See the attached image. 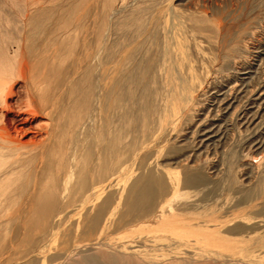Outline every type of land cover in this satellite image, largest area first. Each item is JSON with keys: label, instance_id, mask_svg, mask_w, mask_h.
<instances>
[{"label": "bare ground", "instance_id": "bare-ground-1", "mask_svg": "<svg viewBox=\"0 0 264 264\" xmlns=\"http://www.w3.org/2000/svg\"><path fill=\"white\" fill-rule=\"evenodd\" d=\"M180 2L0 0V264H27L23 239L13 242L7 226L18 237L78 219L86 238L56 251L53 234L34 253L56 256L31 264H264L260 240L247 239L253 217L235 201L238 189L221 222L188 198L211 185L194 160L223 126L202 117L206 99L213 91L218 112L235 106L238 84L218 80L245 70V39L255 33L232 34ZM185 25L198 39L191 45ZM206 25L223 32L213 55L199 40L212 41ZM257 91L242 118L256 102L259 113L263 86ZM171 140L189 151L160 162ZM263 146L255 139V150Z\"/></svg>", "mask_w": 264, "mask_h": 264}, {"label": "rangeland", "instance_id": "rangeland-1", "mask_svg": "<svg viewBox=\"0 0 264 264\" xmlns=\"http://www.w3.org/2000/svg\"><path fill=\"white\" fill-rule=\"evenodd\" d=\"M191 1L192 0H185V2H180L181 4L179 3L178 8H183L185 13L192 14V16L195 18L215 21L216 23L220 22V24H222L225 29H231L232 27L230 30L231 32L233 31L232 34H237L239 32L238 29L243 28L251 29L254 31L255 35L250 40L245 39V43L247 45V53L244 55V59H246L245 61L243 60L245 62V65H243L245 70L240 69V71H224L222 74L223 78L221 77V79L218 80L221 82L218 84L219 87L224 86L225 83H228L227 86L238 84L237 97L233 103L235 106H232V108H230L228 111L223 110L225 113L223 111L218 112L215 108V104H213V102L218 100L217 96L213 94V91L209 93L208 99H206V102L210 104H205L207 107L205 112L206 115L203 114L202 117L205 118V116H209L211 114V116L217 119L215 121L216 124L220 126L222 124L223 126H221L218 136L219 138L216 137L213 142H211L213 145L209 143L208 146H206V149L203 148L201 152H197L200 154L196 156L194 161L197 162V170L200 172L201 176L203 175V182L208 181L211 185L209 188L205 189L206 191L204 190L195 194L189 190L190 194H188L189 192L185 190L184 194H188L191 197L190 198L187 195L190 202L197 203L202 200L203 203L212 206L213 208L211 207V210H209L210 212H213V210L216 209L213 215H215V218L218 217L217 220L221 222L222 218L226 215L225 212L229 211L228 206H230L231 200L229 190L232 192L231 187L238 189L239 193L238 196L234 198L235 201L238 202L241 207H248L246 210L247 215L253 217L251 223H246V227H249L250 229V238L247 239L252 241V243H255L256 240H260L261 243L258 242L256 245H263L264 247V146L258 151L255 150L256 148L254 147L255 139L259 140L260 138H264V104H261L259 113L256 114L257 116L254 115V113L256 111V104H259L258 102L247 107V109L250 111L248 110V113L246 111L243 118L241 117L242 114H240V112L245 111L246 109L247 101L249 100L247 98L255 92L258 94L257 88L260 86H263L264 88V0ZM230 23L233 24V26ZM187 25H185L186 29L184 28V34L185 38L187 37L186 39L191 40V42H186L185 39V46H189V44L191 45L193 38H195V42L198 41L196 33L192 29H189L190 27L187 29ZM205 28V33L210 35L211 38L213 36V38L211 42H207L205 37H200L199 40L201 42V46L205 49V51L207 50L208 54L210 53L209 55L216 54L219 52V41L217 43L214 41L215 39L219 40L222 37L221 35L223 32L217 33L216 29L214 30L210 25H206ZM186 30H190V32H186ZM205 42L206 44H204ZM240 88L241 90L238 91ZM211 94H213V96ZM240 109L242 110L239 111ZM184 146V143H178L177 140H171V143L169 142L168 146L165 147L166 149L164 148L161 152V157L159 158L160 162H173L174 160H180L184 158L189 151V149L187 147L185 148ZM250 160L253 162V164H260L258 167L259 170H256L258 172H254L251 170V167L247 165L248 161L250 162ZM230 179L232 180V185L230 184V186L226 187V189L220 190V188H216V183L219 184L221 180L222 182H231ZM217 196L221 197L219 200L214 202ZM256 199L258 200V203ZM73 210L74 204L68 207V209H65L62 214L67 215ZM80 220L81 219L71 220L67 224L54 223L53 225L43 227L44 230L41 228L40 230L36 229L34 232L28 231L27 233H24L22 236L18 237H14L13 232L11 231L14 229V226H7L4 229L7 232L9 230L8 235L13 237V242L18 239H23V241L20 242L22 243L20 244V250L23 252H20V254H23V259L27 264H31L42 258L48 257L49 254L52 258L56 256L58 252L50 251L47 252L48 254L46 253L42 256L40 255L41 257L37 254L35 255L34 253V247L38 246L39 244H45L47 240L54 239L52 237L53 234L56 241L52 245L54 247L57 246L56 244L58 243L59 248L56 251L61 250L62 248L60 247L66 248L67 246H65L64 243H72L75 239L86 238V223H77ZM233 224L234 223H229L227 228L233 226ZM213 229H215V227H213ZM219 230L221 231L222 227H220ZM28 234H30L31 237L26 241L25 239L28 237Z\"/></svg>", "mask_w": 264, "mask_h": 264}]
</instances>
